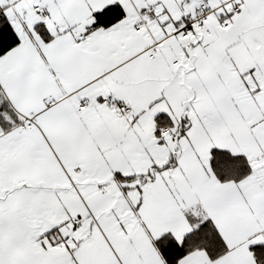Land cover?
Returning <instances> with one entry per match:
<instances>
[{
	"label": "snow or ice",
	"instance_id": "1",
	"mask_svg": "<svg viewBox=\"0 0 264 264\" xmlns=\"http://www.w3.org/2000/svg\"><path fill=\"white\" fill-rule=\"evenodd\" d=\"M0 264H264V0H0Z\"/></svg>",
	"mask_w": 264,
	"mask_h": 264
}]
</instances>
